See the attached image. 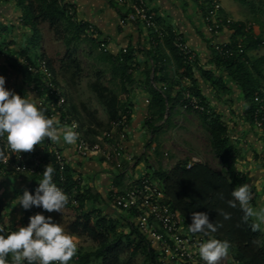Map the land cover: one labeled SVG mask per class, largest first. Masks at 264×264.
<instances>
[{"label":"trees","instance_id":"trees-1","mask_svg":"<svg viewBox=\"0 0 264 264\" xmlns=\"http://www.w3.org/2000/svg\"><path fill=\"white\" fill-rule=\"evenodd\" d=\"M206 1V0H205ZM241 3L247 0H236ZM16 5L20 10V20L23 24L31 28V35L25 47L20 49L16 55L6 53V66L18 72L21 76H27V66L19 61V58L30 60L28 53L32 48V42L38 37L41 40V26L46 24L51 31L53 37L61 40L66 46H69L73 38L79 35L85 36L93 46H99L100 39L96 35H91L85 32V24H80L72 20L65 14L67 3L58 4L56 1L45 0H16ZM243 23L236 22L231 27L236 32H241ZM169 29V28H168ZM251 34L243 38V52L237 56L234 54L226 58L215 56L219 65L223 66L227 76L235 82L241 89L243 97L247 103L246 114L247 118L251 120L253 108L255 106L254 96L257 93L260 97L261 87L264 86V56H250L248 49L255 47L260 41V38L252 39ZM1 39V36H0ZM105 40V39H104ZM166 43L169 45V51L174 58L176 69L174 72L178 75L172 86L175 90L174 101H179L181 98L182 88H187L192 95L197 96L202 101L203 105L208 109V112H198L199 117L203 123L204 128L209 134V143L214 154L219 158L222 170L218 171L203 162H194L190 167H186V160L176 161L169 169L153 171L154 176L161 179L162 193L167 197L171 207L175 209L183 218V225L188 231V223L191 222V214L195 211H206L209 218L214 223H219L216 233L212 235L221 240H227L230 244L232 257L240 261L241 264H264V233L260 229L253 230L251 223L254 218H249L247 222L241 220L243 215L240 209L230 208L226 200L230 198V193L233 188L241 184H247L246 176L237 170L235 165L234 149L229 143V137L224 122L218 113L214 112L205 98L199 91L198 85L194 77H192V69L190 65L183 63L182 58L177 54L172 45L171 34L166 37ZM3 43H0L2 46ZM100 50L99 57L101 60L110 63L112 69L119 73L121 85L124 87L126 82H131L134 78V66L131 64L133 59V50L126 48L125 52L111 53L106 50ZM154 51L147 50L152 61L154 58ZM71 52L67 50V57H70ZM36 58L45 60L47 67L52 73L54 82H58L56 77V69L52 63V58L44 51ZM35 57L33 59H35ZM72 63L76 65L74 58H69ZM151 63V64H150ZM148 69L145 70L144 86L150 100L148 102L149 117L146 122L150 131L154 130L156 123L161 124L167 117L164 118V113L170 101V88L164 89L156 85V66L155 62H148ZM174 73V74H175ZM211 79L209 72L206 73ZM188 77V84L183 85L181 76ZM28 77H30L28 75ZM38 79L36 75L33 77L34 89L40 95L38 88ZM155 84V86L153 85ZM214 84H217L221 89H225V85L221 78H218ZM93 89L96 92L99 100L105 105L108 113L109 125H113L122 115H125L124 120L130 122L131 119V105L117 104L118 101L113 93L106 94L107 87L95 82ZM125 91V89H124ZM65 93V92H64ZM67 102V112L70 113L79 121L77 109L74 104L68 102L67 93L65 94ZM46 110V115L50 116L54 109L49 105H43ZM129 110L130 112H125ZM81 120V119H80ZM80 122V121H79ZM82 127V123H79ZM118 130L119 128L116 127ZM91 128L86 126L84 129L85 136L90 132ZM115 132L113 133V135ZM44 155H48L47 145L48 140L45 138ZM151 142L148 140L147 143ZM2 146L0 145V157L3 155ZM67 172L68 185L74 182L70 177V168ZM57 184V181L53 179ZM248 185V184H247ZM31 186V184H30ZM29 187V191H30ZM250 190V189H249ZM88 190L79 192L76 197L78 203L76 208H80L81 212L67 223L66 229L71 235L83 234L95 241V247L90 250H83L77 248L76 254L70 260L69 264H89L94 258L98 264H129L130 257L135 255L141 248L152 264H161L156 257V251L151 246L149 240L138 230L134 224V215L131 211L122 210L124 212L125 221L120 222L118 217L112 216L113 213L103 212L101 208L90 205V210L82 209L87 200ZM251 193V190H250ZM97 196H95V200ZM88 202V201H87ZM94 203V202H93ZM250 205H253V199H250ZM1 206V204H0ZM219 209H223L231 213L229 219L225 220L220 214ZM118 225L125 226L118 228ZM189 232V231H188ZM202 236L200 233H192ZM203 239L205 237L202 236ZM129 249V256L126 261L122 259V254Z\"/></svg>","mask_w":264,"mask_h":264},{"label":"crops","instance_id":"crops-1","mask_svg":"<svg viewBox=\"0 0 264 264\" xmlns=\"http://www.w3.org/2000/svg\"><path fill=\"white\" fill-rule=\"evenodd\" d=\"M64 1L75 5L78 18L94 24L97 29L96 36L106 40L109 52H119L122 47H128L133 50L134 56L131 64L134 66V78L137 79L138 85L133 96L130 97V102L132 103L131 119L124 141L125 149L135 155L133 167L128 174L123 175L120 174L118 169L100 158H82L77 156H73L70 165L71 171L78 172L81 176L79 191L88 190L89 192L88 196L91 199L87 200L88 202L86 201L87 206L91 205L102 208L103 211L118 213L121 211L117 210L107 198L111 182L122 188L127 184L130 176L137 178L139 175L148 172L145 169L146 166L147 168L151 167L150 163L145 165L143 162L144 158L147 157L143 149L145 147L146 134L150 131L146 120L150 115L148 102L151 98L144 86V73L150 66L148 62H151V58L147 50L151 49V46L148 42L146 30L141 23H119V17L127 8L126 5L125 7L119 6L117 0ZM204 1L145 0L157 19L166 26L179 30L188 44L196 51V63L191 67L192 77L195 78L202 96L213 111L220 115L226 126L229 143L234 149L236 168L245 174L247 184L251 190V198L253 199L252 206L258 209L264 207V137L262 131L254 127L247 118L245 112L247 103L243 93L235 82L227 76L223 66L217 63L216 53L213 48V44L217 42L236 41L241 32H235L232 27L223 28L215 33L208 32L203 21ZM218 1L222 4L223 12L238 23L252 21L241 15L239 7L241 2L236 0ZM20 14L16 0H0V36L3 46L13 55H16L20 49L25 47L31 35V28L22 23ZM44 29L45 24L41 26V33ZM259 31L260 29L254 22L250 31L253 40L257 37L260 40H264L263 33H259ZM42 40L41 38V48L43 46ZM152 49L154 50L152 52H154L155 58L152 63L155 62L156 66V85L164 89L170 88L167 118L161 124L156 123L155 131L159 130V128L162 130L168 127L167 125L172 123L171 119L174 114L177 113L175 107H177L178 102L174 101L175 90H172V86L178 75L174 72L176 65L169 51V45L166 43V38ZM247 54L252 57L264 56V44L258 43L255 47L248 49ZM28 56L31 59L35 57L30 52ZM208 72L212 74L211 79L206 74ZM0 74L5 77V87L14 90L20 95L25 94L38 100V95L32 89L29 77H23L20 73L7 67L6 59L1 55ZM218 78L223 81L225 89H221L217 84H214ZM182 84L185 85L186 83L182 81ZM146 99L147 101H145ZM201 124H203L202 121ZM90 138L96 140L93 137ZM55 144L66 154H73V144L62 142H55ZM165 151V147H163V154ZM160 169L167 170L169 167ZM151 173L153 174V171ZM29 182L30 177L26 174H0V229H3L4 232L20 225L23 208L19 203H16V197L22 195L25 189L29 190ZM95 196H97L96 201H94ZM42 212L45 213V210L42 209ZM261 230L264 233L263 225ZM152 246L156 248L154 244ZM231 259L232 251L230 250L229 255L219 260L217 264H223L225 261L230 264ZM173 264L181 263L175 262Z\"/></svg>","mask_w":264,"mask_h":264},{"label":"built area","instance_id":"built-area-1","mask_svg":"<svg viewBox=\"0 0 264 264\" xmlns=\"http://www.w3.org/2000/svg\"><path fill=\"white\" fill-rule=\"evenodd\" d=\"M56 1L58 4L67 3L64 0H45ZM119 6L126 5L119 17V23H141L147 34L149 45L152 48L159 43H162L167 35L171 34L172 45L177 54L182 58L183 63L192 67L196 63V51L188 44L182 33L176 28L166 26L159 21L156 15L147 6L145 0H117ZM203 21L208 32L215 33L223 28H230L237 21L223 12L222 4L218 0L204 1ZM65 14L72 20L85 24V32L91 35L97 34V29L93 23L81 20L77 16L76 7L73 3H67ZM254 22H244L241 27V34L234 42H217L213 44L216 56L226 58L232 55H238L243 52V38L249 35ZM169 28V29H168ZM100 43L98 49L107 50L106 40L99 38ZM2 40L0 39V43ZM259 44H264V40H260ZM127 47H122L119 51L125 52ZM7 51L5 46H0V55L4 57ZM118 53V52H116ZM115 53V54H116ZM19 61L27 66V76L31 82V87L34 89L33 77L38 76V88L40 95L38 101L41 106L49 105L54 109L50 116L56 117L59 120L60 126L70 127L75 125V131L78 137L73 143V154L68 155L62 151L55 142L48 140L47 152L44 155V143L36 144L33 149L28 152L21 151L20 153H12L6 141L0 138L3 155L0 157V174H26L30 177L29 187L30 192H34L38 185V180L42 177V171L45 165L50 164L54 168L53 179L57 181V186L61 187L68 195V203L77 205L78 200L76 195L79 191L81 176L78 172H70L71 180L74 182L71 185L67 183V172L71 167L73 156L82 158L97 157L112 165L119 170L120 174H128L134 165L135 155L127 151L124 147L126 138V130L129 126V121L124 120L125 115H122L114 124L115 134H107L99 139L93 140L84 134V127H80L79 122L66 110L67 102L65 93L59 82H54L51 71L42 58L26 60L19 58ZM152 62V60L150 59ZM188 77L181 76V81L188 84ZM185 84V85H186ZM155 86V84L153 83ZM260 97L257 93L254 96L255 106L252 112L251 122L254 127L262 131L264 137V86L261 87ZM147 101V99L145 100ZM179 107L181 110L192 109L196 112H208V109L203 105L200 98L192 95L187 88H182L181 98L179 99ZM130 112L127 110L125 112ZM167 109L164 113L166 117ZM116 127L119 129L117 130ZM150 140V139H148ZM148 142V141H147ZM151 145L150 150L145 147L144 153H150L154 149ZM197 159L192 158L187 162L186 167H190ZM71 170V169H70ZM129 176V175H128ZM31 184V186H30ZM161 179H158L152 173L139 175L137 178H128L127 184L119 188L115 183L111 182L107 198L112 205L119 211L128 210L134 215V224L138 230L149 240L151 246L154 244L156 248V257L161 264H173L180 262L181 264H205L200 259L198 254V246L202 242V236L192 234L185 230L183 218L175 209L171 207L167 197L162 193ZM37 212H42V209L33 206L29 209H23L22 221L20 225L26 224L30 215ZM45 216L51 215L48 212L43 213ZM53 217V215H51ZM53 220L56 222L55 218ZM10 261V257L7 258ZM223 264H229L224 262ZM230 264H241L239 260L232 259Z\"/></svg>","mask_w":264,"mask_h":264},{"label":"clouds","instance_id":"clouds-1","mask_svg":"<svg viewBox=\"0 0 264 264\" xmlns=\"http://www.w3.org/2000/svg\"><path fill=\"white\" fill-rule=\"evenodd\" d=\"M40 101L30 96L20 95L5 87V77L0 74V138L6 141L13 153L28 152L45 138L52 142L73 144L78 133L75 125L60 126L54 116L45 114ZM54 168L47 164L34 192L25 189L16 197V203L23 209L33 206L48 213L61 212L68 203V195L53 181ZM251 193L247 184L232 189L226 200L230 208H239L241 220L251 223L253 230L264 225V207L254 208L250 205ZM219 214L229 219L231 213L219 209ZM219 223H214L206 211H195L188 223L190 233H200L205 239L198 246V254L205 264H217L229 255L230 244L213 236ZM77 243L61 223L53 220L51 215L43 212L30 215L26 224L4 232L0 229V264H69L76 254ZM10 255V261L7 259Z\"/></svg>","mask_w":264,"mask_h":264},{"label":"rangeland","instance_id":"rangeland-1","mask_svg":"<svg viewBox=\"0 0 264 264\" xmlns=\"http://www.w3.org/2000/svg\"><path fill=\"white\" fill-rule=\"evenodd\" d=\"M239 7L241 15L255 22L258 29H260L259 33L262 32L264 35V0H247L245 3H240ZM40 38L43 39L42 48L37 37L32 42L33 45L30 53L39 56L42 52L41 49H43L52 58L57 80L65 94L67 93L68 102L75 105L80 117L79 121L81 119L83 127L89 126L91 128L87 135L94 139H99L107 134H113L115 128L113 125H109L106 107L97 97L93 84L97 82L107 87L108 91L106 94L113 93L119 106L121 104L132 106L130 97L133 96V93L137 89V79L133 78L131 82H126L123 87L119 73L112 69L109 62L100 59L98 46L97 48L93 46L83 35L73 38L70 45L66 46L63 41L53 37L45 24V29L41 33ZM67 50L71 52L70 57L75 59L77 66L71 62L70 57L66 56ZM175 110L177 113L174 114L171 119L172 123L167 125L168 127L162 130L160 128L159 130H152L146 134L148 136H146V139L151 138V144L154 145V149L150 153H145L147 157L144 158L143 162L145 165L147 163L151 165L149 168L146 166L145 169L151 173L162 167H171L178 160H186L188 162L192 158H195L199 162L208 164L215 170H222L221 162L210 146L209 134L203 124H201L198 112L192 109L181 110L179 102ZM146 139L145 148L150 150L151 145L147 143L148 139ZM163 147L166 150L164 154L162 152ZM238 171L240 172V170ZM246 175L248 174L246 173ZM89 208L90 206L85 204L82 209L90 210ZM79 212H81L80 208L67 203L62 213L53 211L50 214L67 231V223ZM112 216L118 217L121 223L125 221L124 212L113 213ZM125 227L126 225H118V228L125 229ZM72 237L79 249L90 250L95 247L96 242L86 235L76 234L72 235ZM121 256L126 261L129 256V249ZM89 264H98V261L92 258ZM129 264L152 263L146 259L145 254L140 248L135 255L130 257Z\"/></svg>","mask_w":264,"mask_h":264}]
</instances>
